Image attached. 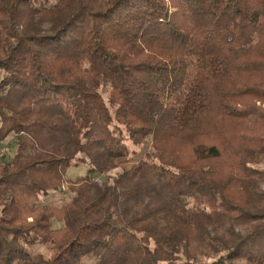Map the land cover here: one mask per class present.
Returning <instances> with one entry per match:
<instances>
[{
  "label": "trees",
  "instance_id": "16d2710c",
  "mask_svg": "<svg viewBox=\"0 0 264 264\" xmlns=\"http://www.w3.org/2000/svg\"><path fill=\"white\" fill-rule=\"evenodd\" d=\"M48 2L0 0V264H264V0Z\"/></svg>",
  "mask_w": 264,
  "mask_h": 264
},
{
  "label": "rangeland",
  "instance_id": "374dc122",
  "mask_svg": "<svg viewBox=\"0 0 264 264\" xmlns=\"http://www.w3.org/2000/svg\"><path fill=\"white\" fill-rule=\"evenodd\" d=\"M48 4H52L54 0H48ZM0 74V79H1ZM108 92V87H106L104 90H102L101 95L103 98H106ZM130 152L135 151L136 155H129L127 158H134V159H141L143 156L149 151L150 145L145 142L142 146L140 147H134L129 145ZM15 140L12 135H9L6 137L4 141L0 143V161L4 160L6 162L10 161L11 158L13 157L15 153ZM129 163V162H128ZM124 164L121 166H118L117 169L112 171L109 174L106 175H96L94 176V181L97 182L98 184H103L105 182H109L110 178H112L114 175L117 173L123 171L122 169H126L129 167V164ZM259 170H264V162H262L260 165L257 166ZM86 166L85 165H79L78 167H71L68 169L65 178L68 181H74L78 177H83L86 175ZM262 190H264V184L261 185ZM72 194L67 190L66 185L61 187L59 191L57 192H50L49 195L45 198H40L38 205H48V204H53L57 207H60L64 203H67L71 200ZM63 225L60 222L53 221V229H58L61 228ZM30 254L36 258L38 254H48V248L46 246H35L29 249ZM82 264H96V262L92 259H85ZM235 264H246L245 262H240V263H235Z\"/></svg>",
  "mask_w": 264,
  "mask_h": 264
}]
</instances>
